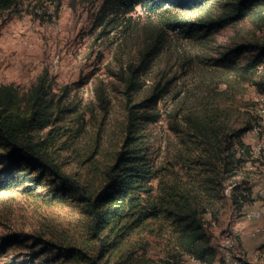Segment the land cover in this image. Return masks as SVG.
Listing matches in <instances>:
<instances>
[{"label": "rangeland", "instance_id": "374dc122", "mask_svg": "<svg viewBox=\"0 0 264 264\" xmlns=\"http://www.w3.org/2000/svg\"><path fill=\"white\" fill-rule=\"evenodd\" d=\"M102 2L18 0L11 9L0 10V84L12 83L26 89L46 73L49 91L75 107L60 124L73 129L82 124L74 138H67L65 143L59 141L56 156L67 171L97 184L104 166L112 161L119 147L126 118L124 85L115 72L129 62H137L146 39L162 33L164 45L143 74L145 82L133 93L136 99L146 96L151 82L157 79L169 86L156 103L159 118L144 129L148 155L161 164L167 163L174 153L177 135L169 122L173 123L170 113L177 111L180 118L189 111L215 109L222 111L223 122L229 129L250 126L241 134L250 145L249 158L224 180L228 191L224 190L223 196L201 215L208 224L215 249L229 230L236 236V254L248 264H264V235L249 233L253 226L264 224V213L259 218L248 215L264 204V194L259 191L264 179V89L213 64L214 57L234 40L264 35V10L260 21L244 18L196 40L169 29L158 15L149 14L140 6L114 20L103 21L109 20V24L98 25ZM169 14L187 17L194 12ZM255 76L259 78L258 74ZM99 83L109 102L105 111L96 96L95 85ZM254 124L260 126L258 133L251 129ZM244 188L248 199L238 206L232 201L231 192ZM53 190L51 177L45 173L29 192L0 191V236L23 230L84 246L92 244L84 227L87 219L76 199L70 194L53 197ZM254 207L257 208L244 217V210ZM257 229L264 230L260 226ZM28 244L15 246L17 260L32 252L33 247ZM217 251L214 264L220 261ZM188 257L176 252L165 236L143 232L129 234L120 250L111 255V259H125L124 264H201ZM3 258L0 257V264ZM19 264L65 263L47 252Z\"/></svg>", "mask_w": 264, "mask_h": 264}, {"label": "trees", "instance_id": "16d2710c", "mask_svg": "<svg viewBox=\"0 0 264 264\" xmlns=\"http://www.w3.org/2000/svg\"><path fill=\"white\" fill-rule=\"evenodd\" d=\"M17 2L0 0V10L11 9ZM136 6L158 15L183 37L202 40L244 18L260 21L264 0H103L96 24H109ZM172 11L194 15H170ZM163 45L162 33H154L140 48L138 61L115 72L124 85L126 118L119 147L97 184L67 171L56 156L59 141L74 138L82 124L74 129L60 124L75 107L49 91L46 73L26 89L0 84V191L29 192L48 173L54 184L53 197L70 194L80 205L92 240L84 246L42 233L11 230L0 236L3 264L30 262L47 252L65 264H124L125 259H111V255L134 232L165 236L176 252L193 256L201 264L215 263L216 249L201 214L228 191L224 180L249 158L251 148L241 134L250 126L229 129L222 111L215 109L189 111L180 118L178 111L170 113L173 123L169 127L177 135V148L167 163L156 164L144 144V129L159 118L156 103L169 86L157 79L146 96L136 99L133 93L145 82L143 74ZM219 53L213 60L216 67L264 89V35L236 39ZM95 90L105 111L109 102L104 88L99 83ZM244 189L231 192L238 206L248 199ZM24 243L33 250L17 260L15 246Z\"/></svg>", "mask_w": 264, "mask_h": 264}, {"label": "bare ground", "instance_id": "6f19581e", "mask_svg": "<svg viewBox=\"0 0 264 264\" xmlns=\"http://www.w3.org/2000/svg\"><path fill=\"white\" fill-rule=\"evenodd\" d=\"M251 129L255 133H258L260 130V126L254 124V126ZM253 151H256V148H254ZM259 191L262 194H264V179ZM263 213H264V204H262V206H260L257 210L250 212L248 215L254 218H259L261 215H263ZM235 242H236V236L232 231L228 230L222 235L221 241L218 242V245L216 246V249L218 250L217 252H219L220 255V261H219L220 264H236V261L238 264H248V262L244 259V257L235 253V249H234ZM232 255H234V258H232ZM190 258L195 259L193 256H190Z\"/></svg>", "mask_w": 264, "mask_h": 264}, {"label": "crops", "instance_id": "0c3cea01", "mask_svg": "<svg viewBox=\"0 0 264 264\" xmlns=\"http://www.w3.org/2000/svg\"><path fill=\"white\" fill-rule=\"evenodd\" d=\"M256 208H257V207L249 208V209L244 210V217L247 216V215H246L247 212L252 211V210H254V209H256ZM231 211L233 212V210H231ZM250 218H251V217H250ZM251 219H254V218H251ZM256 220H260V219H254V221H256ZM259 226L264 228V224L261 223V224H258V225H256V226H253L252 229L249 231V233H250L251 235H253V236H260V237L263 236V235H264V230H263V231H259V230L257 229ZM254 230H256V231L258 230L257 233H254ZM238 231H239V230H238ZM239 233H242V231L239 232Z\"/></svg>", "mask_w": 264, "mask_h": 264}, {"label": "built area", "instance_id": "2783aa9c", "mask_svg": "<svg viewBox=\"0 0 264 264\" xmlns=\"http://www.w3.org/2000/svg\"><path fill=\"white\" fill-rule=\"evenodd\" d=\"M232 258H234V255H232ZM235 261H236V260H235ZM236 264H238L237 261H236Z\"/></svg>", "mask_w": 264, "mask_h": 264}]
</instances>
